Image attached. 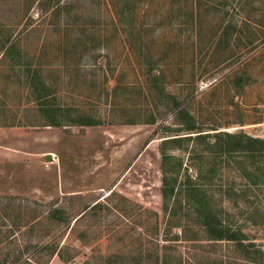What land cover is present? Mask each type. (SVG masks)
<instances>
[{"label": "rangeland", "instance_id": "374dc122", "mask_svg": "<svg viewBox=\"0 0 264 264\" xmlns=\"http://www.w3.org/2000/svg\"><path fill=\"white\" fill-rule=\"evenodd\" d=\"M32 79L99 123L49 125ZM179 108L264 138V0H0V264H264L259 158L169 148L242 240L164 209Z\"/></svg>", "mask_w": 264, "mask_h": 264}, {"label": "trees", "instance_id": "16d2710c", "mask_svg": "<svg viewBox=\"0 0 264 264\" xmlns=\"http://www.w3.org/2000/svg\"><path fill=\"white\" fill-rule=\"evenodd\" d=\"M31 86L36 90V99L42 111L47 115L49 125L60 126L66 122L82 125L99 123L88 115L78 114L74 116L69 112V109L52 102L48 93V86L44 81L37 83L36 79H32ZM177 107L179 105H176ZM176 116L180 124V127L175 129L178 133L164 136L161 144L164 209L170 214H174L179 206L188 209L197 216L198 222L212 240H242L244 236L242 231L230 227L224 222L222 216L213 210L210 195L201 185L194 183L189 177L183 181L179 180L183 161L177 155L169 153V148H183L193 141L195 144L194 151L197 146H201L203 152L214 154L216 158L238 152L250 159L259 158L261 162H264V138L251 136L247 133L235 134L229 131H216L214 133L196 131L197 123L186 108H179ZM194 132L197 134L193 135ZM258 168L261 171L264 166L258 165ZM183 202H185V206ZM164 264L173 263L166 256Z\"/></svg>", "mask_w": 264, "mask_h": 264}, {"label": "water", "instance_id": "95a60500", "mask_svg": "<svg viewBox=\"0 0 264 264\" xmlns=\"http://www.w3.org/2000/svg\"><path fill=\"white\" fill-rule=\"evenodd\" d=\"M47 158H48V159L51 158L50 155H48Z\"/></svg>", "mask_w": 264, "mask_h": 264}]
</instances>
